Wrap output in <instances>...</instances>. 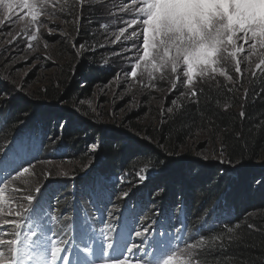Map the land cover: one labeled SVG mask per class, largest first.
Segmentation results:
<instances>
[{
	"label": "snow or ice",
	"instance_id": "snow-or-ice-1",
	"mask_svg": "<svg viewBox=\"0 0 264 264\" xmlns=\"http://www.w3.org/2000/svg\"><path fill=\"white\" fill-rule=\"evenodd\" d=\"M104 2L95 0L97 4ZM77 5H80L76 15L79 22L82 20L84 0H73L71 5L69 0H0V36L5 40L0 55L6 53L5 60H8L12 52L19 51L14 45L18 37H26L27 50L34 52L32 42L38 40L41 29L46 24L55 27V18L70 14ZM114 7L119 10L110 12L109 16L117 20L118 23L112 27L118 28V34L111 44L123 45L122 50L115 52V57H123L125 68L118 70L113 80L119 87L123 77L129 88L139 85L150 90L156 89L158 83L166 82L168 92L163 98L165 104L160 108V127L169 122L175 124L182 119L181 114L186 108L200 105L205 88L199 85L205 82L218 84V77L225 78L232 82V87L226 88L228 94L233 88L242 87L244 77L249 74L253 80L259 77L264 82V0H121ZM16 21H24V25L22 31L14 34L10 30L15 27ZM99 27L106 29L109 25L102 22ZM79 31L78 28L77 35ZM46 34L54 35L52 28H47ZM90 35L95 36L94 33ZM44 47H48L46 41ZM72 47L79 57L98 50L88 40L79 43L78 47L74 42ZM103 47L105 45H99V48ZM24 59L29 57L26 55ZM43 59L48 60L49 57L44 55ZM229 72H234L235 82ZM13 88L23 91L22 86L13 85ZM250 93L260 98L264 96V87L243 88L240 99L247 102ZM9 97V93L0 92V123L7 122L9 113L5 112V106ZM169 97L172 99L167 103ZM178 99L187 101V104H178ZM77 103L91 110L90 99L78 100ZM228 107V104L223 105L225 111ZM245 107L246 103H242L241 118L246 116ZM75 110L79 111V108ZM169 117L172 119L169 120ZM188 130L191 134L190 125ZM26 136L27 130L18 128L16 137L0 150V264H204L199 256L201 251L205 248H224L225 240L221 235H214L211 240L200 236L198 241L184 244L180 237L165 231L150 242L155 247L149 252L144 244L152 231L151 225L134 230V236L140 239V244H137L131 242L133 232L124 237L120 221L113 217L105 225L107 235L101 232L107 243L101 240L99 250L89 243L94 240L95 232L87 221L79 226V240L83 247L77 244L70 249L68 241L55 238L63 229L53 231L51 222L58 217L52 214L51 197L42 191L44 185L36 183L33 186L30 183L37 176V164L33 163L35 157L26 143ZM144 139L150 141L151 137ZM157 146L162 150L164 148L163 144ZM113 147L122 153L129 146ZM99 148L98 143H93L89 152L96 153ZM219 151H226L223 144ZM165 155L171 153L165 152ZM218 162L231 163L229 159L221 158ZM156 163L161 162L157 160ZM163 163L166 167L168 162ZM91 167L90 164L85 165L87 169ZM149 170V164L145 163L133 173L124 175H135L138 186L148 178ZM51 175L52 172L47 170L42 173L44 178ZM63 175L67 176V173ZM120 180L131 183L125 181L124 176ZM256 182L264 183V177ZM89 183L93 189L99 187L106 194L108 203L112 201L115 193L108 189L105 174H95ZM162 192L163 189H158L155 195L159 196ZM129 195V191H124L118 198L123 200ZM99 222L104 223L103 214ZM241 227L239 222L234 226L235 230ZM246 227L255 229L254 224H247ZM234 228L225 226L224 229L229 245L236 238ZM60 244L64 247L58 246ZM70 251L77 257L75 261L64 254Z\"/></svg>",
	"mask_w": 264,
	"mask_h": 264
},
{
	"label": "rangeland",
	"instance_id": "rangeland-1",
	"mask_svg": "<svg viewBox=\"0 0 264 264\" xmlns=\"http://www.w3.org/2000/svg\"><path fill=\"white\" fill-rule=\"evenodd\" d=\"M120 2L121 0H105L103 4H97L95 0H84L85 6L82 9V20L79 22L76 21V15L80 5H77L75 9L71 10L70 14L56 17L54 20L56 26L54 27L53 24H46L45 28L41 29L38 40L32 42L35 49L34 52L27 50L26 37L23 39L18 37V41L14 42V45L19 51L12 52L11 58L8 60H5L6 53L0 55V82L6 85L2 92L10 94L9 101L12 99L25 100V98L31 97L33 101L36 100L38 104L35 103L38 106L45 104V110H54V113L52 112L54 115L52 114L50 118L47 119L48 122L45 123V125H37L39 130L44 129L45 131V143L49 140L47 144L49 148L46 146L42 156L38 151L37 143L32 145L34 142L35 127L33 128L31 124L24 127V129L27 130L26 143L31 150L32 156L35 157L33 163L37 164V176L30 181V183L37 182L41 178L40 184H49L47 188L49 190L53 189L56 194L53 204H56V209L58 210H55L53 207L54 210L52 214L56 215L58 219L51 222L53 224V231L61 229L63 219L67 220L65 212L68 196L71 195L72 198L74 191L77 192L82 189V181H79L82 177H71L69 179L71 185L69 188H67L63 180L58 181L60 182L58 184L50 185L48 182L58 177L53 178L50 176L48 178H42L44 169L57 170L60 171V174L65 173L72 165L78 166L80 160H83V158L88 155L92 156V164H95L94 167H105L106 164L102 150L104 144L113 140L112 135L115 133L116 135L119 134L117 140L120 141V144L128 145V148L134 151V153H140L148 148L150 149L160 142L155 139L153 132L162 128L160 127V108L165 104L163 98L168 92V84L166 82L158 83L156 89L150 90L141 88L139 85L134 88H129L127 83L123 82V77L121 78L122 82L119 87L117 82L113 80V76H115L116 72L118 70L123 71L125 68V65L122 63L123 57H115V52L122 50L123 45L111 44L115 35L118 34V28L112 27V25H116L118 22L112 19L109 13L118 11V7H114V5H118ZM71 3H73V0H69L70 5ZM62 21L67 22L64 23ZM89 21H92V23L89 24ZM102 22L109 25V27L106 29L100 28L99 24ZM23 25L24 21H16L15 27L10 31L14 34L18 31H22ZM47 28H52L54 35H47ZM78 28L80 29L79 35H77ZM5 31H9V29H5ZM90 33H94L95 36L93 37ZM85 40L94 44L98 50L95 51V53L86 52L82 57H79L75 54L72 44L75 42L78 47L79 43ZM45 41L48 44L47 49L44 47ZM101 44L105 45V47L99 48ZM4 45L5 40L0 36V52L3 51ZM26 55L29 57L27 60L24 59ZM44 55H47L49 59H43ZM85 62L89 65L92 63L95 64L96 67L105 71L106 75L100 77H87L83 72ZM241 67L243 70L244 65L242 64ZM252 67L254 68V64ZM229 74L233 75V81L235 82L236 77L234 72H229ZM249 76L251 75L245 76L243 80L249 78ZM217 79L219 81L218 84L222 83L225 84V86L226 84L227 86L228 84L232 85V82L226 81L225 78L218 77ZM75 81L78 82L79 89L77 93L73 94V97L68 98L66 95L68 87L73 85ZM109 81H112V83H109ZM204 84L216 85V83L211 82H205ZM13 85L22 86L23 91H15ZM50 90H54L59 94L58 99L51 100L46 97L45 93ZM89 99L91 100V110H89L86 105L81 106L77 103L78 100L87 101ZM171 99L172 97H169L167 103H170ZM183 103L184 100L178 99V104ZM7 108L8 105L5 106V111ZM76 108H79V111H76ZM40 109L43 111V107ZM38 114H41V110ZM170 119L171 117H169V120ZM58 124L63 127H58ZM2 125L3 123H0V128ZM75 131L81 132L75 142L76 147H79V152L77 154L81 155V158L75 162L59 159V157L64 158L68 154L67 151L64 152L66 149L60 145V141L64 139L67 133H73ZM14 137H16V135ZM144 137H151V140H146ZM12 140L13 138L11 141ZM49 142L52 143L51 146H49ZM93 143H98L100 145L96 153L89 152V148ZM3 148L5 147H2V149ZM219 149L220 145L218 140L213 137L210 130H196V127H194V129L191 130L189 138L185 142V146L175 156L183 158L189 153L190 160L186 161L184 165H186L187 168H191L193 174L196 173L197 168H214L218 169L220 172L222 170L226 172L229 168L235 169L236 166H234L232 162L225 164L218 162V158L228 159ZM49 150L51 151V155H48ZM256 163L259 165V172L261 173L254 178V184L260 187L263 183L257 184L256 181L264 177V157L259 159ZM149 169L147 174L148 178L140 184L141 188L144 183H148V181L153 179L161 170L151 167L150 165ZM234 171L235 170L232 172ZM232 172H228V174H232ZM113 173L115 176L108 178L107 185L109 188L112 181L117 179L116 182H114L116 193L112 200V204L108 208L107 213H98L96 216L92 217L93 221L90 222L91 229L95 232V238L89 241V243L97 250H99L101 240L107 243L105 236H101V232L107 235L105 225L112 220L113 217L115 220L120 221L121 218L126 215L127 220L120 222L122 225L120 230L124 237H127L130 232H133L131 242L140 244V239L134 236V230H140L142 227L151 224L155 226L156 220L162 213L161 208L163 206L161 207V204L159 205L156 201L152 202V199H150V203L149 200H144L143 202L146 207H144L141 212H138L136 210V204L138 202L140 203L143 199H148V193L147 195H145L146 192L142 194L139 187L132 186L133 181H136L135 175L125 176L124 174L126 172L114 171ZM122 176H124L125 181H130L131 183H122L120 180ZM59 177H64V175L61 174ZM124 185H129L133 188L128 190L130 192L129 197L121 200L118 196L124 191ZM142 189L144 190V186ZM157 191L158 189L155 192ZM150 193L152 194L151 189ZM91 206L95 209L96 203L92 201ZM217 206L218 203L209 210L208 214L213 213ZM129 210L130 212H128ZM109 213H112V216H109ZM102 214L104 218L103 224L99 222ZM156 214L157 217L154 218L153 215ZM250 215L251 221L259 220L262 225L259 230H264V206L252 211ZM148 216H150V218ZM67 223L69 225L68 220ZM160 224L164 226L166 221L161 218ZM179 226L167 230L163 227H159L158 229L155 228L149 233L148 240L145 242L144 247L148 248L149 252L153 251L155 245L150 242L156 238V234L159 237L162 236L165 231L170 235L174 234L185 239L182 236V224L178 229ZM150 234H152L151 237ZM59 235L62 240L69 242L68 246L70 249L80 244L79 236H72L67 240V235L63 231L60 232ZM112 235L114 236L115 233ZM186 238V241L182 240L184 244L194 242L190 237ZM174 243H176V241H174ZM81 245L82 244H80V247ZM181 247H183V244H181ZM204 251L205 249L199 254L201 258L204 255ZM65 255H69L73 261L77 259L71 251L65 253Z\"/></svg>",
	"mask_w": 264,
	"mask_h": 264
},
{
	"label": "trees",
	"instance_id": "trees-1",
	"mask_svg": "<svg viewBox=\"0 0 264 264\" xmlns=\"http://www.w3.org/2000/svg\"><path fill=\"white\" fill-rule=\"evenodd\" d=\"M84 65L83 72L87 77L106 75L105 71L93 63L89 65L85 62ZM5 86L3 82H0V92L5 89ZM199 86L205 88L204 95L200 97V105L186 108L181 114V120H177L175 124L169 122L153 132L155 139L160 141L158 144H163V150L157 144L140 153H134L129 148L122 153L115 151L113 146L123 145L117 140L119 134L115 133L112 135L113 140L104 144L102 150L105 167H94L92 156L88 155L85 157L86 159L80 160L78 166L72 165L67 169L65 172L67 176L64 175V177H59L61 174L63 175V173L60 174V171L46 168L47 171L52 172L53 178L58 177L48 183L55 185L60 183L58 181L63 180L69 188L71 177H82L79 181L84 182L97 171L102 174L114 171L133 173L148 163L151 167L161 170L153 179L146 182L147 184L144 183V190L143 186L141 188L140 185H136V181H133V187H139L142 194L146 192L145 195H147L148 193V199H143L137 204L144 209L146 207L144 200H149V203L150 199L152 202L156 201L159 205L161 204V207L163 206L161 212L170 221L180 220L181 207H183L186 222L185 236L189 235L192 241H198L199 236L211 240L212 236L221 235L225 240L223 249L219 247L205 248L202 257L204 264H264V230H259L262 227L259 220H250V213L264 206V183L260 187L254 184V178L261 173L256 162L264 157V129H262L264 126V96L256 98L250 93L247 102L240 99L243 96V88L264 87V82L259 77L253 80L249 76L243 80L242 87L233 88L231 94L226 92V88L232 87L231 84L228 86L222 83ZM78 89L79 84L75 81L68 87L67 97H73ZM45 95L51 100H56L59 97V94L54 90L47 91ZM35 102L36 100L33 101L31 97H27L25 100L12 99L9 101L5 111L9 113L7 122L3 123L0 128V150L17 135L18 128H24L30 124L34 128L48 122L47 119L54 113V110H45V104L38 106V103ZM242 103H246L244 118L239 116ZM183 104H187V101H184ZM225 104L229 105L227 111L223 109ZM42 107L43 111L40 109ZM40 110L41 114H38ZM175 114L176 112L173 115ZM189 125L191 130L194 127L196 130H210L219 145L225 146L224 154L236 166L235 169L229 168L226 172L224 170L220 172L214 168H197L196 173L193 174L191 168L184 165L186 161L190 160V154L187 153L183 158L175 156L185 146V142L189 138ZM41 134L44 136V129H41ZM80 134V131L67 133L60 141V145L66 149L64 152L67 151L68 154L64 158L59 157V159L75 162L81 158V155L77 154L79 147L75 145ZM48 141L45 143L44 139L42 144L44 149L46 146L48 147ZM165 152L171 153V155L166 156ZM149 158H151L150 163ZM157 160L161 163H156ZM166 160L168 163L165 167L163 162ZM89 164L92 166L91 169L85 168V165ZM233 170L235 171L232 172ZM228 172H232V174H228ZM41 180L40 178L39 181L31 184L35 186ZM47 186L49 184L44 185V187ZM132 186L124 185L125 189L123 190L128 191L133 188ZM149 188L152 190V194ZM157 189H163L159 196L155 195ZM217 203L216 210L208 214L209 210ZM67 209L68 207H66ZM156 215L153 216L156 217ZM148 217L150 218V216ZM237 222L242 226L239 230L234 228ZM202 224L203 227H201ZM247 224H254L255 229H248ZM225 226L234 228L236 238L231 245L227 243V236L224 233Z\"/></svg>",
	"mask_w": 264,
	"mask_h": 264
}]
</instances>
